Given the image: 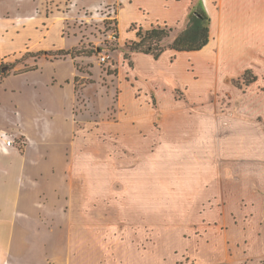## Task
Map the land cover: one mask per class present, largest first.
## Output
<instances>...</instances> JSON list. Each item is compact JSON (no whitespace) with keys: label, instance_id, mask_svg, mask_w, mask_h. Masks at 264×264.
<instances>
[{"label":"rangeland","instance_id":"374dc122","mask_svg":"<svg viewBox=\"0 0 264 264\" xmlns=\"http://www.w3.org/2000/svg\"><path fill=\"white\" fill-rule=\"evenodd\" d=\"M138 4L172 19L162 0L119 19L111 0H0V135L17 153L5 158L26 161L0 177V264L264 260L254 94L246 115L223 114L253 72L231 87L221 54L215 88L207 52L136 53L130 68L129 23L149 28ZM170 26L164 45L185 22Z\"/></svg>","mask_w":264,"mask_h":264},{"label":"crops","instance_id":"0c3cea01","mask_svg":"<svg viewBox=\"0 0 264 264\" xmlns=\"http://www.w3.org/2000/svg\"><path fill=\"white\" fill-rule=\"evenodd\" d=\"M111 1H117V3L121 4L118 19L124 6L131 4L133 1L139 2V0ZM198 3L202 4L211 19L208 44L196 52H177L167 48L161 56L168 53L171 57L175 58L180 53H185L188 56H195L207 52L208 57L203 65L206 66L209 71L211 70L214 72L213 84L215 85V88L218 86V81L220 80V77L215 72H218L221 69V54L225 56L223 61L225 62L224 64L227 66L228 71L236 72L235 74H237L234 76L227 75L226 77H223L224 80L229 82L231 87L234 84V80L240 81L244 72H253L252 79L249 83L242 84V82H239V85H241L242 88L239 87L235 90L229 88L230 94L224 93L226 99L223 100V102L226 104L225 106L228 110L223 114H225V116L229 115L232 118L237 114L246 115L247 112L243 110V104L245 103L246 97H248L246 94L252 92L254 94L253 114L257 119L255 132L261 140L264 141V0H162V4L166 8H171V12L169 11V13L172 16V19L155 16L148 10V8L140 6L142 4H138V7L139 10L146 13V20L149 27L155 23H166L170 26L184 23L190 9ZM135 23L136 22H130L129 25ZM180 29L182 30L183 28L180 26ZM129 37V40L135 39V36L134 38L132 36V32ZM136 53L138 52L130 53L131 66L128 63L130 68L134 66L133 59ZM161 56L157 60H159ZM192 66L194 67V64H192ZM158 104L161 106L159 98ZM12 148H14V145L10 146L7 152H3L0 149V177L10 176L13 171L16 172V174H19L22 172V168L26 163V161L21 158H19L18 163L16 162V158H5L8 157V155H13L14 157L17 156V153L11 150ZM1 157H4L6 160H4V162L1 161ZM255 160H257L256 162H260V164L257 165L258 169L255 177V179L258 178L257 180H259L256 185L257 189L255 196L259 195V192H261L262 196L259 195V198L263 200L264 157ZM231 174H235L239 178V181L242 175H244V177L248 176L245 166L241 164L238 166L237 170ZM255 196L254 200L257 205ZM262 209L264 210V207H262ZM256 210L257 209L255 208V213ZM254 217L257 225L262 226L264 219H258L256 215H254Z\"/></svg>","mask_w":264,"mask_h":264},{"label":"trees","instance_id":"16d2710c","mask_svg":"<svg viewBox=\"0 0 264 264\" xmlns=\"http://www.w3.org/2000/svg\"><path fill=\"white\" fill-rule=\"evenodd\" d=\"M210 22V16L202 4H196L186 16L184 28L178 31L177 34H174L171 37V42L167 45H164L162 42L165 38L171 36L173 30L168 24L151 25L149 28H144L141 25L135 27V24H131L129 31L134 30L135 39L128 41V52L125 51L123 53V58L131 66L129 52L151 55L153 59L157 60L167 48L177 52L199 51L209 42ZM67 54H70L72 57L75 56L73 51L64 49L57 50L56 53V55L64 56ZM249 81L247 79L246 84ZM152 102L155 104L154 96H152ZM261 264H264V260H262Z\"/></svg>","mask_w":264,"mask_h":264},{"label":"built area","instance_id":"2783aa9c","mask_svg":"<svg viewBox=\"0 0 264 264\" xmlns=\"http://www.w3.org/2000/svg\"><path fill=\"white\" fill-rule=\"evenodd\" d=\"M13 143H14V140L12 138H9L8 136H5L4 134L0 135V149L3 152H7L8 148L12 146Z\"/></svg>","mask_w":264,"mask_h":264}]
</instances>
